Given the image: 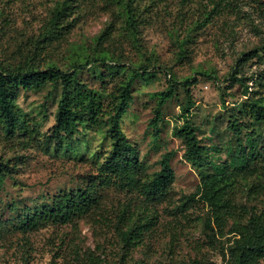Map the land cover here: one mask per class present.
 <instances>
[{
  "label": "rangeland",
  "instance_id": "374dc122",
  "mask_svg": "<svg viewBox=\"0 0 264 264\" xmlns=\"http://www.w3.org/2000/svg\"><path fill=\"white\" fill-rule=\"evenodd\" d=\"M61 4L69 8L70 26L46 38L51 15ZM134 6L132 26L126 24L119 0H0V65L7 69L30 64L71 71L82 65L78 79L103 92L107 108L121 83L135 69L147 67L136 77L122 129L146 174L158 171L162 154L170 151L175 171L172 190L162 201H149L112 185L102 189L101 207L87 216L50 222L26 233L10 228L0 237V264L230 263L233 219L227 221L223 236H213L204 224L209 216L205 203L198 196L190 198L201 175L184 158L185 146L174 134L175 126L182 124L183 87L163 106L158 133L151 122L156 116V92L196 77L197 84L189 85L195 102L191 120L201 142L217 149L211 153L213 159L223 162L228 147L236 145L228 125L231 113L240 114V120L250 129L256 127L264 138V125L239 113L248 96L264 98V55L241 69L237 64L243 53L264 45V0H136ZM96 58L104 60L93 61ZM116 63L123 68L112 67ZM236 70L250 87L248 95L245 83L230 79ZM60 92L56 85L21 90L17 102L37 133L13 140L0 136V158L15 164L0 194L2 219L9 226L55 195L84 187L112 149L104 123L80 126L61 146L45 143V134L55 124ZM261 162L236 193L244 222L248 212L264 211ZM126 206L130 212L121 219L118 214ZM134 224H145L142 235L127 242L122 233Z\"/></svg>",
  "mask_w": 264,
  "mask_h": 264
},
{
  "label": "trees",
  "instance_id": "16d2710c",
  "mask_svg": "<svg viewBox=\"0 0 264 264\" xmlns=\"http://www.w3.org/2000/svg\"><path fill=\"white\" fill-rule=\"evenodd\" d=\"M135 1L119 0L127 16V25L133 26L135 22ZM68 9L66 4L55 8L46 29V38L51 39L64 27L70 26L71 22L66 16ZM262 55L264 45L243 53L238 59V68L241 69L251 59ZM100 60L104 59L96 58L93 61ZM81 67L82 65H75L71 71H63L56 66L36 69L26 64L23 68L7 69L0 65V136L11 140L19 136L33 137L37 133L36 128L30 125L28 115L18 104V93L21 90L41 91L47 85H56L61 88V92L55 124L51 133L45 134V143L50 145L54 142L61 146L65 138L75 136L80 126L91 127L100 123L107 125L108 135L113 141L108 156L98 167L97 173L89 176L84 187L55 195L51 201L21 215L17 224L9 226L10 224L2 219L0 198V237H4L10 228H17L26 233L50 222L68 223L75 218L87 216L101 207L104 187L113 185L128 189L129 192H136L149 201H162L172 190L175 171L171 160L174 153L170 151L162 154L160 169L152 175L146 174L144 164L139 160L135 148L122 129V119L134 98L133 86L136 77L141 72L145 74L147 67L135 69L134 73L121 83L118 92L113 95V103L107 108H103V92L78 79ZM112 67L123 68L117 63ZM238 73V70L231 73L230 79L245 83L244 95H248L250 87ZM200 74L206 75L201 72ZM207 75L215 78L214 75ZM197 82V78L193 77L183 82H175L167 90L156 92L158 103L151 125L158 133L163 106L183 87L186 100L180 103L182 124L175 126L174 134L185 146L184 158L198 169L201 175V183L190 198L195 200L198 196L205 203L209 216L204 224L213 236H223L227 221L233 219L230 233H234V240L229 249V264H259L264 259V211L248 212L250 214L244 222V209L237 204L236 193L241 181L256 171L258 161H262L261 165L264 166V138L256 127L250 129L240 120V114L231 113L228 125L237 137L236 145L228 147V158L223 162L213 159L211 153L217 149L201 142L191 120V109L195 102L191 99L189 85ZM240 108L239 113L245 112L254 124L264 125V98L251 100L248 96ZM14 167L11 159L0 158V194ZM254 188L250 190L253 191ZM129 212L130 208L126 206L118 216L125 219ZM144 225L129 226L123 231V238L127 242H136L142 235Z\"/></svg>",
  "mask_w": 264,
  "mask_h": 264
}]
</instances>
